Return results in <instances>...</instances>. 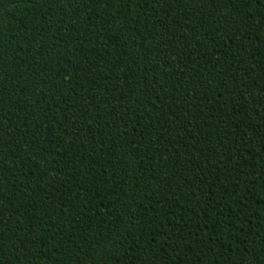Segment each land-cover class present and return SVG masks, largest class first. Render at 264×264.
Returning <instances> with one entry per match:
<instances>
[{
    "label": "trees",
    "instance_id": "obj_1",
    "mask_svg": "<svg viewBox=\"0 0 264 264\" xmlns=\"http://www.w3.org/2000/svg\"><path fill=\"white\" fill-rule=\"evenodd\" d=\"M0 264H264V0H0Z\"/></svg>",
    "mask_w": 264,
    "mask_h": 264
}]
</instances>
